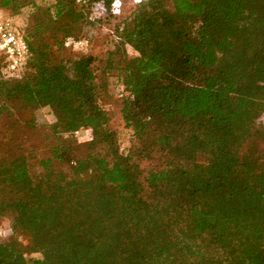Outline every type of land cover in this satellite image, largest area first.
Returning a JSON list of instances; mask_svg holds the SVG:
<instances>
[{"label":"trees","instance_id":"16d2710c","mask_svg":"<svg viewBox=\"0 0 264 264\" xmlns=\"http://www.w3.org/2000/svg\"><path fill=\"white\" fill-rule=\"evenodd\" d=\"M89 1L104 14L0 0L29 46L22 79L0 56V264H264V0H140L101 54H66L110 17ZM16 102L69 142L40 160L45 194Z\"/></svg>","mask_w":264,"mask_h":264},{"label":"rangeland","instance_id":"374dc122","mask_svg":"<svg viewBox=\"0 0 264 264\" xmlns=\"http://www.w3.org/2000/svg\"><path fill=\"white\" fill-rule=\"evenodd\" d=\"M53 0H44V3H50ZM140 0H122L123 6H122V14L120 18L117 19L119 21L120 19L127 16L135 7V4L139 2ZM40 2V1H39ZM42 2V1H41ZM8 13L11 11L8 9H4ZM33 10V7L29 6L26 8L23 17L29 18L30 14ZM109 21L112 20H103L100 23H98L95 28H89L87 30L88 33H90L94 38L93 42L89 44L88 48L86 49H80V48H72L68 46L65 49L66 54L71 55H80L88 51H92L96 54H101L105 48L106 38L110 37L112 38V34L109 31V28L107 26ZM102 24V26H101ZM13 105L17 106L15 107V116L19 117L23 120L33 118L34 120V127L29 128L26 130V149L29 152V159H30V165H31V178L35 184H38V191L41 194H45V188L41 184V181L45 178V169L42 168L40 164V160L43 158H46L51 155V149L58 144L59 139H61V143H69L66 137H60L57 139V137L52 133V130L50 128V125L53 124L55 116L53 114V111L50 106H41L39 108H36L35 110L25 109L24 107L20 106L17 102L13 103ZM112 109V118H111V126L113 129H116L120 132L119 136L122 137L125 140V122L122 119V116L119 112V107L116 103H113L112 106H110ZM4 118V117H3ZM260 118L264 121V108L261 112ZM6 119V118H4ZM4 119H0L4 120ZM23 135L25 133L22 132ZM77 139V137H76ZM123 140V141H124ZM81 146H77L75 148V154L77 153H83L87 148L85 146V142L87 140H79ZM125 143L127 141L125 140ZM77 144V143H75ZM78 145V144H77ZM54 168L56 170H59L63 167V165L57 161L53 164ZM42 185V186H41ZM11 234V228H10V217L7 215H0V238H3L5 236H8Z\"/></svg>","mask_w":264,"mask_h":264},{"label":"built area","instance_id":"2783aa9c","mask_svg":"<svg viewBox=\"0 0 264 264\" xmlns=\"http://www.w3.org/2000/svg\"><path fill=\"white\" fill-rule=\"evenodd\" d=\"M90 8L94 17L104 14L105 7L99 2H90L89 0H76ZM122 0H113L110 8V17L107 24L109 31L114 36V27L117 19L122 14ZM32 8V7H31ZM67 46L72 48H87L86 40H69ZM0 56L4 57V72L7 77L22 79L26 70L27 60L29 57L28 43L19 28L16 19L4 9L0 8ZM75 135L79 140H88L91 138V128L81 127L76 130Z\"/></svg>","mask_w":264,"mask_h":264}]
</instances>
